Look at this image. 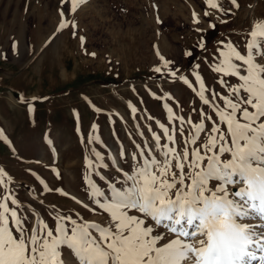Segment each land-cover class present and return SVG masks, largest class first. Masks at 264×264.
<instances>
[{
	"label": "rangeland",
	"instance_id": "374dc122",
	"mask_svg": "<svg viewBox=\"0 0 264 264\" xmlns=\"http://www.w3.org/2000/svg\"><path fill=\"white\" fill-rule=\"evenodd\" d=\"M217 2L231 12L212 10L204 0H86L71 13L69 2L63 8L65 19L77 27L57 32L59 0H0V132L7 138L0 139V168L8 174L0 191L17 197L21 214L31 220L35 213L51 226L54 206L62 215L75 218V210L89 221L102 222L99 210L89 213L71 199L90 203L83 179L90 171L86 157L95 161L92 179L107 191L106 182L119 176L114 160L127 171L132 153L149 154L153 133L171 145L160 124L173 135L184 127L187 138L191 127L170 121L165 105L194 122L198 111L211 114L169 70H178L177 77L186 76L196 87L192 73L198 72L208 88L225 94L218 79L222 74L211 70L218 62L219 42L231 41L244 53L251 39L246 34L254 21L264 19V0H237L238 9L230 0ZM205 11L211 16L205 17ZM193 12L199 24L193 23ZM201 39L205 47L187 67L186 53ZM157 52L172 62L167 68ZM155 67L161 72H154ZM90 137L98 139L89 143ZM93 150L103 159L96 160ZM122 150L127 162L120 159ZM41 180L70 196L44 191ZM62 259L76 264L66 248Z\"/></svg>",
	"mask_w": 264,
	"mask_h": 264
},
{
	"label": "snow or ice",
	"instance_id": "6c2138e0",
	"mask_svg": "<svg viewBox=\"0 0 264 264\" xmlns=\"http://www.w3.org/2000/svg\"><path fill=\"white\" fill-rule=\"evenodd\" d=\"M69 2L68 10L75 13L86 0H59L57 32L77 27L65 19L63 8ZM204 2L212 10L231 12L217 0ZM230 3L239 8L237 0ZM204 16L211 13L205 11ZM193 23H200L195 12ZM246 35L251 39L244 53L231 41L219 42L218 62L211 70L222 74L219 83L227 89L223 95L208 88L198 72L192 73L196 87L186 76L177 77L178 70H169L171 77L183 81L212 110L211 114L198 111L199 119L194 122L164 106L170 121L176 119L191 127L187 138L184 127H177L173 135L160 124L171 145L161 143L162 137L153 133L149 154L143 150L132 153L127 171L114 160L119 176L106 182L107 191L92 179L95 161L85 158L90 171L83 179L90 203L75 196L71 199L89 213L99 210L104 214L102 222L89 221L75 210V218L62 215L54 206L55 215L50 214L53 225L35 213L30 220L18 211L22 206L14 194L0 191V264H64L65 248L76 264H264V63L260 62L264 60V19L254 21ZM84 39L80 37L82 46ZM198 47H205L203 39ZM159 58L165 68L172 63L162 55ZM153 71L160 73L161 67ZM226 77L237 82L230 83ZM129 107L132 113L137 111L131 104ZM96 127L92 125L94 130ZM0 139H7L2 132ZM94 139L98 138L90 137L89 143ZM92 155L103 159L94 150ZM119 156L127 162L123 150ZM7 175L0 168V187ZM44 191L70 196L46 184Z\"/></svg>",
	"mask_w": 264,
	"mask_h": 264
},
{
	"label": "trees",
	"instance_id": "16d2710c",
	"mask_svg": "<svg viewBox=\"0 0 264 264\" xmlns=\"http://www.w3.org/2000/svg\"><path fill=\"white\" fill-rule=\"evenodd\" d=\"M201 41V40H200ZM200 41H198L194 46H192L190 48V50L188 51V53H191V55H186L187 57V67L191 65L192 61H194L197 57V55L202 51L200 47H198V44L200 43Z\"/></svg>",
	"mask_w": 264,
	"mask_h": 264
},
{
	"label": "bare ground",
	"instance_id": "6f19581e",
	"mask_svg": "<svg viewBox=\"0 0 264 264\" xmlns=\"http://www.w3.org/2000/svg\"><path fill=\"white\" fill-rule=\"evenodd\" d=\"M255 264H257V263L255 262Z\"/></svg>",
	"mask_w": 264,
	"mask_h": 264
}]
</instances>
